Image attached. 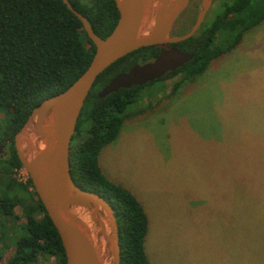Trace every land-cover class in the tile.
<instances>
[{
    "label": "rangeland",
    "instance_id": "rangeland-1",
    "mask_svg": "<svg viewBox=\"0 0 264 264\" xmlns=\"http://www.w3.org/2000/svg\"><path fill=\"white\" fill-rule=\"evenodd\" d=\"M229 2L213 0L204 24ZM200 3L190 1L172 33L187 31ZM179 78L139 90L99 168L142 206L149 264H264V21L172 93ZM12 232L0 226V264L15 250Z\"/></svg>",
    "mask_w": 264,
    "mask_h": 264
},
{
    "label": "trees",
    "instance_id": "trees-1",
    "mask_svg": "<svg viewBox=\"0 0 264 264\" xmlns=\"http://www.w3.org/2000/svg\"><path fill=\"white\" fill-rule=\"evenodd\" d=\"M68 1L99 37L105 38L114 28L118 19L114 0ZM263 21L264 0H231L210 23L203 21L188 40L140 48L111 64L93 83L70 144V172L80 188L97 192L111 202L119 227L120 264H149L144 250L148 223L137 199L102 174L100 151L119 135L131 113L127 108L137 101L140 89L180 76L172 87L175 93L214 60L235 49L244 34ZM172 47L192 55V60L144 86L98 98L97 93L114 76ZM94 51L80 21L61 0H0V141L6 145V153L0 157V226L14 231L15 247L4 264H36L50 257L56 264H65L60 238L30 179L21 182L16 178L22 166L12 139L37 105L64 91L84 72ZM82 134L85 136L81 139ZM17 207L20 216L14 214ZM19 220L23 221L21 225L16 224ZM19 229L21 233L14 235Z\"/></svg>",
    "mask_w": 264,
    "mask_h": 264
},
{
    "label": "water",
    "instance_id": "water-1",
    "mask_svg": "<svg viewBox=\"0 0 264 264\" xmlns=\"http://www.w3.org/2000/svg\"><path fill=\"white\" fill-rule=\"evenodd\" d=\"M80 21L95 51L84 72L64 91L43 100L29 114L12 142L32 188L54 226L65 264H120L119 227L114 208L97 192L72 179L70 144L85 99L96 78L118 59L151 46H167L191 38L200 28L213 0H201L194 23L183 34L173 27L191 0H114L118 12L112 31L101 38L68 0H61ZM192 55L163 48L150 61L114 76L98 98L120 89L144 86L187 64ZM6 145L0 141V157Z\"/></svg>",
    "mask_w": 264,
    "mask_h": 264
},
{
    "label": "crops",
    "instance_id": "crops-1",
    "mask_svg": "<svg viewBox=\"0 0 264 264\" xmlns=\"http://www.w3.org/2000/svg\"><path fill=\"white\" fill-rule=\"evenodd\" d=\"M239 241H242V240H240V239L236 240V242H239ZM253 241H258V240L255 239V240H252V242H253ZM227 242H233V241H227Z\"/></svg>",
    "mask_w": 264,
    "mask_h": 264
},
{
    "label": "flooded vegetation",
    "instance_id": "flooded-vegetation-1",
    "mask_svg": "<svg viewBox=\"0 0 264 264\" xmlns=\"http://www.w3.org/2000/svg\"><path fill=\"white\" fill-rule=\"evenodd\" d=\"M187 8H188V7H187ZM186 10H187V9H186ZM186 10H185V11H186ZM185 11H184L181 15H183V14L185 13ZM180 17H181V16H180ZM180 17H179V18H180ZM179 18H178V19H179ZM178 19H177V20H178ZM186 19H187V18H186ZM186 19H185V20H186ZM183 21H184V20H183ZM176 22H177V21H176ZM176 22H175V23H176Z\"/></svg>",
    "mask_w": 264,
    "mask_h": 264
}]
</instances>
